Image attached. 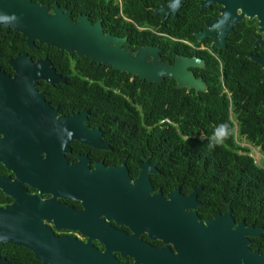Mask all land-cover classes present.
Here are the masks:
<instances>
[{
    "label": "flooded vegetation",
    "instance_id": "1",
    "mask_svg": "<svg viewBox=\"0 0 264 264\" xmlns=\"http://www.w3.org/2000/svg\"><path fill=\"white\" fill-rule=\"evenodd\" d=\"M169 1L158 0L149 8L158 17L154 30L139 28L157 35L156 44L138 42L121 32L117 17L83 16L91 24L99 22L104 34L124 38L120 48L126 47L132 56L138 48L150 46L158 49L157 61L169 67L179 58L202 63L186 70L201 80L205 91L176 88V80L167 76L155 84L87 58L82 64L54 67L48 58L33 59L25 52L19 54L32 62L49 60L64 83L39 80L35 90L43 99L35 106L14 103L0 108H4L0 111V210L18 213L22 227L36 231L28 238H42V228L55 238L83 245V264H243L246 249L264 255L263 234L247 235L250 225L257 227L247 223L246 213L216 212L200 200V186L169 184L165 170L169 164L162 159L167 147L153 139L149 114L152 85L160 86L164 106L181 104L182 93L199 103L207 100L205 94L214 93L211 82L217 69L222 87L216 95L230 98L223 66L233 57L243 58L244 66L254 65L256 78L264 83L261 67L250 59L264 57V0H208L204 7L205 0H184L175 17L172 11L154 12ZM118 3L121 6V0ZM186 3L191 10L180 19ZM71 14L76 22L79 15L73 19ZM181 22L186 28L180 27ZM209 29L215 41L212 36L196 38ZM39 45L35 42L36 48L29 50L38 52ZM0 71L15 76L9 65ZM30 111V122L22 121ZM234 114L229 109V115ZM164 124L159 121L156 126ZM241 144L260 153V147L244 140ZM196 188L200 191L195 199L188 200ZM14 248L20 249L17 264L27 262L29 255L42 264L27 249L7 243H0V258L13 264Z\"/></svg>",
    "mask_w": 264,
    "mask_h": 264
},
{
    "label": "trees",
    "instance_id": "2",
    "mask_svg": "<svg viewBox=\"0 0 264 264\" xmlns=\"http://www.w3.org/2000/svg\"><path fill=\"white\" fill-rule=\"evenodd\" d=\"M32 1H39L49 8L57 4L71 10L73 19L83 14L93 20L117 17L119 30L133 35L138 42L156 44L158 41L157 35L150 30L159 25L158 17H154L149 9L157 5L158 0H121V6L118 0ZM189 4L182 8L180 19L189 14ZM121 14L130 21L124 20ZM107 25L112 26L111 23ZM183 25L185 22H181V26L178 24V28H186ZM143 27L150 29L140 31ZM39 46L38 52L29 50L20 34L12 31L6 34L0 29V67L7 69L8 60L25 52L33 59L48 58L54 67L83 63V58L78 59L75 54ZM233 59L225 61L223 66V83L227 85L230 98L224 94L218 99L216 95L222 87L218 69L211 82L214 93L205 94L207 100L202 98L199 103L193 95L181 92L182 96L178 97L181 104L164 106L160 86L152 85L150 125L153 139L156 138L158 145L167 147L162 159L169 164L165 169L169 184L188 188L200 186V200L205 206L216 212L226 211L229 206L232 213H246L247 223L264 228V160L262 166L257 165L250 150L241 144L244 140L260 147L264 157V83L256 78L254 65L244 66L243 58ZM229 109L235 111L233 116L229 115ZM159 121L165 123L162 128L156 126ZM262 239L264 254V234ZM19 250L14 248L11 255L15 260L13 264H17ZM23 252L28 254L26 250ZM25 260L27 262L23 264H37L31 255Z\"/></svg>",
    "mask_w": 264,
    "mask_h": 264
},
{
    "label": "water",
    "instance_id": "3",
    "mask_svg": "<svg viewBox=\"0 0 264 264\" xmlns=\"http://www.w3.org/2000/svg\"><path fill=\"white\" fill-rule=\"evenodd\" d=\"M183 1L170 0L168 5L162 3L160 7L154 9V12L158 14L172 11L175 17ZM207 3L208 0H205L202 7ZM70 14L71 11L57 4L49 8L47 5H41L40 2L0 0V27L6 33L12 30L13 33L20 34L28 49H35V42H37L61 52L73 53L78 58H87L91 62L110 66L114 70L155 84H160L162 77L167 76L176 80V88L194 89L196 93L206 90L201 80H195L186 70L187 67L202 66V63L197 60L179 58L173 67H169L157 61L158 49L150 46L138 48L136 54L132 56L127 52L126 47L120 48L124 38L104 34L99 22L91 24L83 15H79L74 22ZM226 31L230 32V28L227 27ZM206 36H212L214 41L216 39L210 29L197 34L196 38L201 40ZM217 46L221 45L217 44ZM148 57H151L150 61H147ZM250 59L261 67L264 76V57H250ZM8 65L15 71V76L10 78L0 71V108L14 103H17L18 107L35 106L43 99V94L35 90L39 80L51 85L64 83L47 59L32 62L26 54H18L8 61ZM32 113L31 111L25 112L22 121L30 122L27 120L32 118ZM83 117L85 118V113ZM76 118V116L71 117L73 121L77 120ZM72 133L76 136L78 134ZM199 191L200 188H196L187 199H195ZM226 213H232L229 206ZM21 219L18 213H4L0 210V243L23 247L42 264H83V245L69 238H55L42 228L39 230L40 235H43L42 238L38 239L32 235L28 238L29 232L36 235V231L22 227ZM261 234H264L263 227L255 228L252 225L248 227L249 237ZM247 242L250 243L249 240ZM46 244L48 248L45 247ZM246 250L247 254H244L243 264H264V255ZM244 253H246L245 250ZM0 264L9 263L0 258Z\"/></svg>",
    "mask_w": 264,
    "mask_h": 264
},
{
    "label": "rangeland",
    "instance_id": "4",
    "mask_svg": "<svg viewBox=\"0 0 264 264\" xmlns=\"http://www.w3.org/2000/svg\"><path fill=\"white\" fill-rule=\"evenodd\" d=\"M250 155L257 165L262 166L261 163L264 160V157L256 149L254 151L250 150Z\"/></svg>",
    "mask_w": 264,
    "mask_h": 264
}]
</instances>
